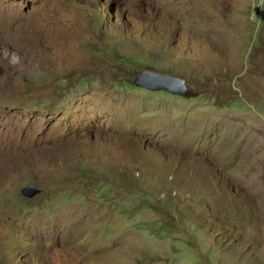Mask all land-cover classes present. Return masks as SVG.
<instances>
[{
	"label": "rangeland",
	"instance_id": "1",
	"mask_svg": "<svg viewBox=\"0 0 264 264\" xmlns=\"http://www.w3.org/2000/svg\"><path fill=\"white\" fill-rule=\"evenodd\" d=\"M0 264H264V0H0Z\"/></svg>",
	"mask_w": 264,
	"mask_h": 264
},
{
	"label": "water",
	"instance_id": "2",
	"mask_svg": "<svg viewBox=\"0 0 264 264\" xmlns=\"http://www.w3.org/2000/svg\"><path fill=\"white\" fill-rule=\"evenodd\" d=\"M135 85L139 88L153 92L164 91L175 96H193V92L187 86L185 80L150 71H144L142 76L136 81ZM39 193H41V190L33 186L26 187L22 190V194L28 199L36 197Z\"/></svg>",
	"mask_w": 264,
	"mask_h": 264
},
{
	"label": "trees",
	"instance_id": "3",
	"mask_svg": "<svg viewBox=\"0 0 264 264\" xmlns=\"http://www.w3.org/2000/svg\"><path fill=\"white\" fill-rule=\"evenodd\" d=\"M165 93V92H164ZM167 94V93H166Z\"/></svg>",
	"mask_w": 264,
	"mask_h": 264
}]
</instances>
